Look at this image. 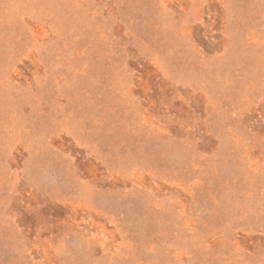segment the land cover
<instances>
[{
  "label": "rangeland",
  "instance_id": "374dc122",
  "mask_svg": "<svg viewBox=\"0 0 264 264\" xmlns=\"http://www.w3.org/2000/svg\"><path fill=\"white\" fill-rule=\"evenodd\" d=\"M0 264H264V0H0Z\"/></svg>",
  "mask_w": 264,
  "mask_h": 264
}]
</instances>
